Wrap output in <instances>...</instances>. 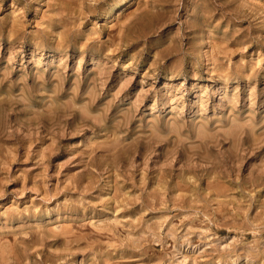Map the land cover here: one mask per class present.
I'll list each match as a JSON object with an SVG mask.
<instances>
[{"label": "rangeland", "instance_id": "obj_1", "mask_svg": "<svg viewBox=\"0 0 264 264\" xmlns=\"http://www.w3.org/2000/svg\"><path fill=\"white\" fill-rule=\"evenodd\" d=\"M0 264H264V0H0Z\"/></svg>", "mask_w": 264, "mask_h": 264}, {"label": "bare ground", "instance_id": "obj_2", "mask_svg": "<svg viewBox=\"0 0 264 264\" xmlns=\"http://www.w3.org/2000/svg\"><path fill=\"white\" fill-rule=\"evenodd\" d=\"M151 6H152V5H151ZM151 6H150V7H151ZM155 6H156V4H155ZM153 8H154V7H153ZM150 9H152V7H151ZM150 9H149V10H150ZM118 32H119V31H118ZM101 59H102V58H101ZM100 70H101V69H100ZM99 72H100V71H99Z\"/></svg>", "mask_w": 264, "mask_h": 264}]
</instances>
